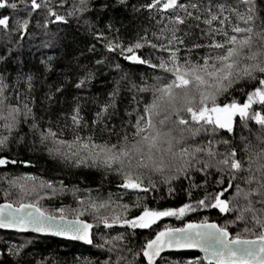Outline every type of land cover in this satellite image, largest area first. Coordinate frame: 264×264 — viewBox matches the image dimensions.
Masks as SVG:
<instances>
[{
  "label": "snow or ice",
  "instance_id": "snow-or-ice-1",
  "mask_svg": "<svg viewBox=\"0 0 264 264\" xmlns=\"http://www.w3.org/2000/svg\"><path fill=\"white\" fill-rule=\"evenodd\" d=\"M116 9L139 22L127 42ZM0 10V229L82 242L107 253L99 264H264V11L257 15L254 0H0ZM82 34L93 40L88 53L99 43L114 59L85 56ZM119 60L152 70L151 83L143 74L139 83L131 79ZM101 67L106 77L117 75L89 94ZM124 91L132 97L121 114ZM38 146L67 167L118 177L119 192L93 196L63 180L11 171L30 166L19 154ZM178 181L187 183L186 202L149 206L150 194L163 185L172 195L169 185ZM65 192L75 208L50 214L41 206ZM201 209L219 219L152 233L161 217ZM135 229L149 230L139 246L136 233L128 237ZM29 244L0 240V264H48L25 256ZM192 249L200 255L171 258Z\"/></svg>",
  "mask_w": 264,
  "mask_h": 264
},
{
  "label": "trees",
  "instance_id": "trees-1",
  "mask_svg": "<svg viewBox=\"0 0 264 264\" xmlns=\"http://www.w3.org/2000/svg\"><path fill=\"white\" fill-rule=\"evenodd\" d=\"M140 2L142 3L143 0H140ZM254 2L256 3L257 9L259 10L257 12V15H259L260 11H264V3H261L260 0H254ZM113 15L116 17V20L118 21V23L116 24V28L121 29V35L123 37L124 42H127L131 38H134L136 28L139 22L137 20H134L131 16L124 14L120 9L114 10ZM144 15L146 18L147 12H145ZM33 23H35V21H33ZM259 23L260 21L257 20V24ZM69 32L72 35H76L74 26L72 25L69 26ZM115 34L116 33L113 32V35ZM77 38L79 40L80 49L83 50L85 56H87L89 59H100L101 56H105L106 59L108 60L114 59L113 57L108 56L104 52V49L99 43L96 44V48H97L96 53H88L87 47L89 44L93 43V40L90 36L86 34H82L79 35ZM143 51L146 53L147 49H144ZM48 54L51 55L52 52L49 51ZM82 62H86V61H82ZM118 62L122 64L123 71L127 72L129 77L135 80L137 83H139L140 81L141 74H143L146 78H148L149 83H151L150 76L152 70L148 69L146 66L132 65L129 62L123 60H119ZM62 64L63 61H58L57 67L61 68ZM116 75L117 73L113 72L111 73V75H108L106 77L104 68L101 67L99 79L91 86V88L89 89V94L95 95L96 93L100 92L102 90V84L105 78L111 80L112 77ZM54 76H55V72L52 73V77ZM110 86L111 85H109V87ZM40 92L41 90L38 86L37 100H39ZM131 97H132L131 92L128 91L122 92L121 101L119 104V111L121 114H123L124 112L125 105L129 104ZM137 98L139 99V97ZM59 107L61 106L60 105L54 106L53 111L58 110ZM64 107H66V105ZM36 108H37V118L39 119V110H40L39 103H37ZM255 110L256 107L253 108V111ZM82 115L85 116V118L88 120L91 119V114L87 110H85V112H83ZM47 119H49V117L44 116V120ZM52 119L54 120L55 117L53 116ZM234 120L238 123V117L234 118ZM252 128L253 131H257L254 124L252 125ZM96 132H97V136L99 137L100 130L97 129ZM237 132L239 133V128H237ZM233 146L238 148L242 147L239 141H236ZM19 155L22 156L24 159L30 160L31 164L30 166L27 167H25L24 165H20L18 168L11 169L12 172L26 171L34 175L41 176L44 179L63 180V182L69 187H71L72 185H76L80 189H84V188L92 189L93 191L91 194L93 196L106 197L109 193L119 192V189L117 188V184L119 183L118 177L114 175H108L107 177H105L102 171L94 170V169H83V168L76 169V168L67 167L66 165L61 164L58 160H54L51 157H49L44 151V149L39 146L33 152L22 150ZM238 158L242 159L243 153H239ZM196 182L199 183V179ZM169 186L175 189V192L172 195H169L164 190V186L161 185L158 192L154 191L152 194L148 196L146 202L149 204L150 207H159V208L178 207L180 203L187 201L188 198L183 192V188L187 187L186 182L178 181L175 184H171ZM81 194L83 195L84 193ZM200 194L202 195V192ZM153 197H158V198L154 199ZM194 198H199V197L194 196ZM130 199L131 197H124L122 199V202L127 203ZM2 202H3V196L0 195V203ZM40 204L42 207L48 210L50 214H52V209L57 207L64 206L70 209V208H75L77 206L74 197L68 192L57 193L54 197L51 196L46 197L45 199L40 201ZM202 217H209L210 219H219V217L217 216V212L211 209H201L198 210V212L186 213V215L184 217H181L180 219H177L176 217H161V219L156 222V225L153 226L152 233L154 234V231L159 230V228L163 227L164 225H169L171 227H181L185 222L199 221ZM68 218H73L70 213L68 214ZM84 218L89 221L91 220V217L86 216ZM114 227L116 228L117 231L126 230V226L121 227L117 225ZM236 230L237 229L235 227L231 228L232 232H235ZM133 232L136 233V237H135L136 246H139L141 242L149 238L148 229L128 230L129 239L133 238L132 237ZM9 238L15 240V242L17 243L25 239L28 240L30 244L27 247L25 256L27 257L29 256V254H31V257L33 259H44L47 257L48 264H54V262L55 264H75L76 258L83 259L84 257H88L89 259H94L96 260L97 264H99V261L105 259V257L107 256L106 252L102 254L98 249L89 245H82L57 238H51V237L45 238L40 236H34L31 234L17 235L15 233H7L0 231V240L9 239ZM99 242H100L99 240H94V244ZM189 254L199 255L193 252L174 253L171 256V258L175 259L179 257H184Z\"/></svg>",
  "mask_w": 264,
  "mask_h": 264
},
{
  "label": "water",
  "instance_id": "water-1",
  "mask_svg": "<svg viewBox=\"0 0 264 264\" xmlns=\"http://www.w3.org/2000/svg\"><path fill=\"white\" fill-rule=\"evenodd\" d=\"M69 219H72V218H69ZM0 231L7 232V233H15L14 230H2V229H0ZM22 234H31V235H34V236H40V237H45V238H48V237L57 238V239H61V240H65V241H69V242H73V243H78V244L85 245L82 242H79V241H71V240H68L67 238H64V237H56L54 235H51L50 233H32V232L29 231V232L22 233ZM188 252H193V253H197V254L200 255L198 249H192V250H176L174 253H188Z\"/></svg>",
  "mask_w": 264,
  "mask_h": 264
}]
</instances>
